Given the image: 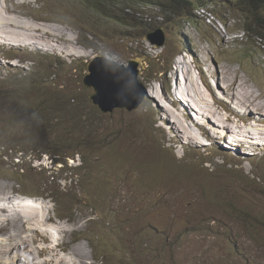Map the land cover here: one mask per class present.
Masks as SVG:
<instances>
[{
	"label": "rangeland",
	"instance_id": "rangeland-1",
	"mask_svg": "<svg viewBox=\"0 0 264 264\" xmlns=\"http://www.w3.org/2000/svg\"><path fill=\"white\" fill-rule=\"evenodd\" d=\"M188 1L174 14L166 0H0L3 10L62 41L0 43V191L34 196L41 211L49 208V226L74 229L78 242L68 243L63 264H264V109H253L264 107V40L255 37L264 33L244 35L243 24L252 28L256 17L240 0ZM200 3L215 16L198 20ZM253 11L264 18V4ZM217 16L221 23H213ZM160 29L164 46L157 48L146 37ZM180 51L200 69L191 76L204 99L227 112L221 130L245 131L246 151L215 146L212 130L222 131L197 114L187 121L196 139L184 140L165 120V109L180 111L170 91L167 102L148 94L137 111L109 115L83 86L95 58L126 70L138 61L147 90L158 89L157 80L169 86ZM218 81L228 97L251 92L250 102L232 98L230 108L231 97L212 95ZM189 84L185 95L193 93ZM2 230L8 244L0 245V260L25 252V244L5 240L15 229ZM39 244L48 246L31 233L28 249Z\"/></svg>",
	"mask_w": 264,
	"mask_h": 264
},
{
	"label": "bare ground",
	"instance_id": "bare-ground-1",
	"mask_svg": "<svg viewBox=\"0 0 264 264\" xmlns=\"http://www.w3.org/2000/svg\"><path fill=\"white\" fill-rule=\"evenodd\" d=\"M20 18H18L17 15H15L13 12H11L7 9L3 10L2 7L0 6V43H2L4 45L5 44H7V45L8 44H11V45L17 44V45H19V44L23 43L24 41H27V42L28 41H34V43L36 44V42L46 40L51 45L55 46V44L62 42V41H60V38L58 36L59 34L52 33L51 31L47 30L45 28V26L42 28H39V26L41 25L40 24L38 26V28H36L37 26L35 24H34L35 26L31 25L30 24L31 22L28 23L26 20H24V21L20 20ZM52 31H53V29H52ZM54 31L56 32V29ZM26 46H27V44H26ZM39 49H40V47H39ZM55 49L58 50L57 47H55ZM53 50H54V48H53ZM178 64L177 65L179 67V70L181 71V76L183 77V79H186V81H188V82H186L185 84L183 83L182 88L176 91V94L177 93L180 94V98L182 100V102L179 101L180 102L179 103L180 104V111L175 112V111H172L171 109H168V110L165 109L164 110V112H165L164 116H166L165 120H166L167 124L171 125L172 129H175L177 134L180 135V133H181L183 139L184 138L185 139H191L189 136H192L193 139H196V133L195 132H194L195 134L193 133L195 128L187 123V121L190 122V120H191V115L189 114V110H192L195 114L201 116L203 119L205 118L206 121L210 120V124L212 123L214 125V127H216L217 129L220 128V130H221L222 126L224 125L223 122H225V120H224V118L221 117V115L217 114V112L213 108V104L209 103L208 100L204 99L206 96L199 92L200 87L198 88V85H197L198 83L193 79V76H191L192 69H191L189 63H186V64L178 63ZM181 76L179 74L177 79H176V89H177V84H179V82H180ZM220 82L221 81H218V83L216 84L218 87L216 86L214 91L212 90L213 91L212 95L215 96V94H216L222 100H227L229 102V99H230L229 97H231V99L234 98L235 93L233 92V94H230V96L228 97L227 92L229 91V88H225V90L221 89L220 88L221 86L219 85ZM230 82H232V81H230ZM187 83H190L189 87L193 91L194 95H192L193 93L192 94L188 93L187 95H185V89L187 87ZM236 90H239V92L237 91V93H240V91H242L241 87H239ZM186 92H187V90H186ZM201 92L203 93V91H201ZM148 94L150 97H152L154 99V101L155 100L157 101V96H156L155 90L148 89ZM243 94L245 95V92ZM243 94H241V97L239 96L240 94L239 95L237 94V96H239V97L236 99L234 98L236 100V102H237V100H240V102H241L242 97H243V99L247 100V103H248V101L250 102L249 98H252L251 92L249 94L247 92L248 96L247 95L243 96ZM254 97H253V99H255ZM182 98H186V99H182ZM187 98H190L191 100H189ZM214 99H217V98L214 97L213 100ZM234 99H232L231 102L229 103L230 108H232L233 107L232 104L235 103ZM174 104H175L174 102L170 103V105H172L173 107H174ZM179 104H178V106H179ZM200 104H204V106L202 107ZM242 104H243V102H242ZM253 109H255L256 111H258V110L261 111L262 109H264V107H261V108L255 107ZM192 118H193V116H192ZM195 123H197V121ZM198 124L203 125L204 123L198 122ZM186 125H188V126H186ZM245 130L253 133L249 129H245ZM230 131L237 132V136L239 135L238 137L240 139L242 137H245V135H244L245 131L244 130H242V132H241L240 130L234 131V129H230ZM212 132L215 135H217V132H214L213 130H212ZM242 135H244V136H242ZM238 137H233L230 141V144H232V145L235 144L237 146H242V145L246 146L244 143H248V142L245 141L244 139L239 140ZM259 138H257V139H259L260 141L264 140L263 138H261V136ZM233 139H236V141ZM197 143H198V141H197ZM197 143H195V144H197ZM11 195L12 194H10V193L5 194L3 191H0V230L4 229V231H6L5 229H7V228L15 229L16 232H12V233L8 234L6 236L5 240L8 242L19 241V242L23 243L22 245L25 244V250H24L25 252H17L15 254H10L5 259H1L0 264L1 263H3V264H55L56 262L59 264H63L64 259L67 258L68 255H66L64 257H60L59 256V248H61L62 245L65 244V241H64L65 238L69 234H72L74 232V229H64L63 230V229L59 228V226H49L50 222H51V224H53L55 222L53 219L49 218L50 217L49 208H44V210L41 211L40 208L32 207L31 204H23V205H20L19 203L15 204V201L21 200V198L18 199L19 198L18 195H15V196H11ZM28 200H31L32 204L36 203V201H37L34 199H30V198H28ZM31 233L34 234L35 238H38V239L42 238L43 241L45 242V245L47 244L48 246L46 247L43 245L44 246L43 247L41 245L42 247H40V244H39L35 249H28L29 243H30V238H31ZM55 234H57V236H55ZM3 243H7V242L1 241L0 245L3 246L4 245ZM80 244H82V243H79L76 245H80ZM67 245H66L67 246V253H71L69 251V247H71V246H69V244H67ZM6 246H8V245H6ZM73 246H75V245H73ZM15 247H17V246H15ZM20 247H21V245H20ZM75 252H76L75 255L79 258L87 257L86 252L84 250H76ZM44 253H48V257L42 259V257H44ZM72 264H79V263L77 261H73Z\"/></svg>",
	"mask_w": 264,
	"mask_h": 264
},
{
	"label": "water",
	"instance_id": "water-1",
	"mask_svg": "<svg viewBox=\"0 0 264 264\" xmlns=\"http://www.w3.org/2000/svg\"><path fill=\"white\" fill-rule=\"evenodd\" d=\"M146 41L158 48L164 46V35L159 30L146 37ZM139 64L130 62L129 70L103 58H96L88 65V74L83 80V86L92 90V104L103 114L114 110L128 112L138 110L146 98L143 84L138 82ZM131 102V105L128 103Z\"/></svg>",
	"mask_w": 264,
	"mask_h": 264
},
{
	"label": "clouds",
	"instance_id": "clouds-1",
	"mask_svg": "<svg viewBox=\"0 0 264 264\" xmlns=\"http://www.w3.org/2000/svg\"><path fill=\"white\" fill-rule=\"evenodd\" d=\"M185 1H188V0H185ZM189 2V1H188ZM243 2H244V0H240V5H242V6H244L243 5ZM192 4V3H191ZM190 4V5H191ZM264 4V3H263ZM170 5V4H169ZM171 6V5H170ZM178 6H181V5H178ZM247 6L249 7V10H250V12H251V2L249 1L248 2V5H246L245 7L247 8ZM176 7H177V5H176ZM175 6L174 7H172L171 6V8H173V13L174 14H176L177 13V11L174 9V8H176ZM161 9H163V8H161ZM193 10H196V18L198 19V20H200V19H205V17L206 16H208V17H212L213 15H214V12L213 11H215L216 9L214 8V7H212V5L210 6V7H205V3L204 4H198V5H196L194 8H193ZM190 14H192V11L191 12H189ZM188 13V14H189ZM215 16V15H214ZM263 18V17H262ZM209 19V18H208ZM264 19V18H263ZM254 20V19H253ZM258 20V19H257ZM213 21V23L214 22H217V21H219V23H221V20H220V18L217 16V18L215 17V19H213L212 20ZM250 26V25H249ZM250 29L251 28H248L247 27V24H246V22L243 24V29H242V31L244 32V35H247L246 33H252V32H250ZM161 30V29H160ZM162 32H163V35H164V31L163 30H161ZM255 37H257V38H259V36H256V34H255ZM259 39H262V40H264V36L263 37H261V38H259ZM150 43V42H149ZM151 44V43H150ZM152 45V44H151ZM152 46H156V45H152ZM186 46H190L191 47V45H189V44H187ZM157 47V46H156ZM158 48V47H157ZM162 48V47H161ZM192 48V47H191ZM194 49V48H193ZM188 50V49H187ZM180 56H178V59L176 60V64L177 63H184V64H186V63H189V65H190V67H191V69H192V71L195 73V71H197L198 73L200 72V69H198V68H196L195 67V64H193V55L188 51V53L186 54V53H182V51H180ZM190 56V58H187V56ZM96 59V58H95ZM103 59H105V60H107V61H110V62H113V63H116L117 65H119V66H121V67H123L124 69H125V65H121V64H118L116 61L114 62V61H112V60H109V59H107V58H103ZM94 60V59H93ZM131 62V61H130ZM129 62V63H130ZM129 63H128V66H129ZM134 63H138V61L137 62H135L134 61ZM139 65H140V63H138ZM176 64H175V67H174V69H173V72H171V74H173V76H172V79L171 80H169L168 82H169V86H167V85H164V83H163V81H161V80H157V84H158V86H159V91H158V89L155 87V85H153V89H157V91H156V93L157 94H159L160 95V97L163 99V100H165L166 102L168 101V99H169V91L171 92V97H172V99H170V101L171 102H174L175 104H179L180 102L179 101H181L182 102V100H181V98H180V94H176V91L177 90H179V89H181L182 88V85H183V77L181 76V72H179V74H180V82H179V84H177V89H176V73H174V71H175V69H176ZM126 70V69H125ZM139 74H140V66H139ZM167 75H169L170 74V71L168 72V73H166ZM159 76H164L165 77V75L164 74H162V73H159ZM170 76V75H169ZM202 76V75H201ZM199 74H198V76L195 74L194 75V77L196 78V80H198V78H200L201 77ZM139 78V77H138ZM166 78V77H165ZM209 78V77H208ZM138 82L139 83H141V84H143L141 81H139V79H138ZM199 83V82H198ZM144 87V86H143ZM145 88V92H146V98H145V100H144V103H145V101H146V99H148V90H147V88L146 87H144ZM155 89V90H156ZM148 96V97H147ZM171 102H169V103H171ZM180 105V104H179ZM100 111V110H99ZM115 111H117V110H114L112 113H108L109 115L110 114H113ZM135 111H137V110H135ZM101 112V111H100ZM131 112H134V111H131ZM131 112H129V113H131ZM218 113H221V112H219V111H217ZM102 113V112H101ZM189 113L193 116V118H196V114L195 113H192V112H190V110H189ZM224 113V114H223ZM223 113H221L222 115H223V118H224V120L226 121V115L225 114H227V112H225V111H223ZM230 114H231V112H230ZM229 114V115H230ZM197 119V118H196ZM198 121V120H197ZM200 125H198V127H199ZM167 130H170V129H168L167 128ZM222 132L221 133H217V135H216V140H215V138H214V143H215V146H219V143L221 142V145H222V147H227L228 145H230V146H233V147H236V148H242V147H245V151H246V149H247V146H237V145H235V144H230V139H231V137H229L230 135H232V133H234V132H232V131H230V130H228V132H226V131H224V130H221ZM184 140H185V138H184ZM233 140H235V139H233ZM236 141V140H235ZM219 148V147H218ZM221 148V147H220ZM239 150V149H238ZM263 158V157H262ZM62 162V161H61ZM16 195H18L19 197H22L21 198V200H16L15 201V204L16 203H19L20 205H23V204H31L32 205V207H37L38 208V206H37V204H35V203H33L32 204V202H31V200H28V198H30V199H35V197L34 196H23V195H21V194H16ZM49 224H51V222L49 223ZM103 225L105 226V225H107V227L110 225V223H106V220L103 222ZM67 229H71L70 227L68 228L67 227ZM105 229V228H104ZM104 229H102V230H99V232H104ZM73 238H74V232L72 233V234H69L66 238H65V244H63L62 245V247L61 248H59V256L60 257H64V256H66L67 255V244L69 243V244H74V243H76V242H78V241H75V240H73ZM87 239H90V244H91V246L92 247H94L95 248V240H93V239H91V238H87ZM86 239V240H87ZM81 242V241H80ZM42 243V242H41ZM44 244V243H43ZM67 245V246H66ZM84 245L87 247V244H85L84 243ZM66 246V247H65ZM88 250V249H87ZM46 257V256H45ZM89 257H90V254H89ZM88 257V258H89ZM95 261H98V258H96V257H94L93 258ZM86 261V264H94V263H92V262H88L87 261V259L85 260ZM102 264H104V262H102Z\"/></svg>",
	"mask_w": 264,
	"mask_h": 264
},
{
	"label": "trees",
	"instance_id": "trees-1",
	"mask_svg": "<svg viewBox=\"0 0 264 264\" xmlns=\"http://www.w3.org/2000/svg\"><path fill=\"white\" fill-rule=\"evenodd\" d=\"M146 1L150 2L153 6H156V4L158 5V2L161 0H146ZM166 1H169V4L172 7L174 6L176 7V5H183L186 8L187 5L191 4L190 2L185 1V0H166ZM249 1L251 2V13L252 15L256 17L255 20H252L253 26L251 29H254L258 33H264V19L261 16L255 15L253 11L254 7L262 6L264 3V0H244L243 5L244 6L248 5ZM256 36H259V38L263 37L259 34H256Z\"/></svg>",
	"mask_w": 264,
	"mask_h": 264
}]
</instances>
